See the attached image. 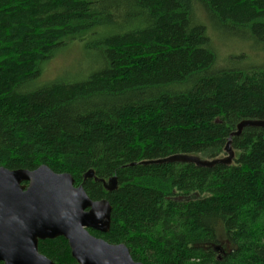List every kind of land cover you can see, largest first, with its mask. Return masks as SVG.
<instances>
[{"label":"trees","instance_id":"obj_1","mask_svg":"<svg viewBox=\"0 0 264 264\" xmlns=\"http://www.w3.org/2000/svg\"><path fill=\"white\" fill-rule=\"evenodd\" d=\"M197 13L264 52V0H0V167L70 174L112 208L109 231L89 233L135 262L264 264V128L230 137L264 121V64L217 65ZM75 41L100 69L30 88ZM229 139V165L151 163L220 160ZM38 251L76 264L63 238Z\"/></svg>","mask_w":264,"mask_h":264},{"label":"water","instance_id":"obj_2","mask_svg":"<svg viewBox=\"0 0 264 264\" xmlns=\"http://www.w3.org/2000/svg\"><path fill=\"white\" fill-rule=\"evenodd\" d=\"M246 127L264 128V121H242L230 137ZM230 145L229 139L226 157L220 160L175 155L151 163L229 165L234 158ZM83 179L101 182L108 192L117 189L115 177L105 182L88 171ZM111 210L108 201H91L68 173H54L46 166L32 171L0 167V263L54 264L38 252V242L63 238L76 264H142L133 261L125 245H111L89 233L109 231Z\"/></svg>","mask_w":264,"mask_h":264},{"label":"rangeland","instance_id":"obj_3","mask_svg":"<svg viewBox=\"0 0 264 264\" xmlns=\"http://www.w3.org/2000/svg\"><path fill=\"white\" fill-rule=\"evenodd\" d=\"M205 24L212 47L221 66L244 69L264 64V52L243 29L225 28L197 13ZM228 55V56H227ZM227 56V57H225ZM100 60L95 51L86 50L84 43L75 41L59 49L45 64L41 76L30 85L38 89L58 80L80 81L100 69ZM223 67V66H222Z\"/></svg>","mask_w":264,"mask_h":264},{"label":"flooded vegetation","instance_id":"obj_4","mask_svg":"<svg viewBox=\"0 0 264 264\" xmlns=\"http://www.w3.org/2000/svg\"><path fill=\"white\" fill-rule=\"evenodd\" d=\"M23 185H27V184L23 183ZM44 241H46V240H44ZM39 242H40V241H39ZM39 242H38V243H39ZM38 252H39V251H38ZM41 255H42V254H41ZM0 264H3V263H0Z\"/></svg>","mask_w":264,"mask_h":264}]
</instances>
